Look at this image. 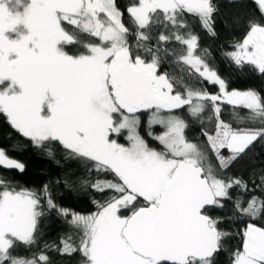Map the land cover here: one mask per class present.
<instances>
[{"label":"rangeland","instance_id":"374dc122","mask_svg":"<svg viewBox=\"0 0 264 264\" xmlns=\"http://www.w3.org/2000/svg\"><path fill=\"white\" fill-rule=\"evenodd\" d=\"M0 0V84L9 80L19 92L0 91V110L14 125L35 141L59 139L72 151L107 163L123 179L130 193L115 200L94 216L76 214L74 219L86 233L82 245L87 264H151L134 253L125 242L122 230L138 197L156 203L180 160L203 165L199 148L184 138L185 121L174 111L183 105L197 115L203 100L221 101L252 109L260 107L252 91L229 90L225 82L196 56V40L189 38L187 55L182 60L195 72L219 86V96L190 92L184 96L171 92L170 84L156 77V93L168 106L144 104L151 108L149 127L161 131L151 136L160 148L150 147L139 134L140 118L127 113L116 102V68L128 62L125 57L126 32L114 0ZM209 0H140L129 9L139 26L149 22V13L162 10L173 16L178 7L206 13ZM264 5V0H258ZM67 21L91 31L109 47L90 46L91 54L71 57L60 50V41H70L61 27ZM237 62L264 65V27H254L237 45ZM131 62V61H130ZM140 63L133 64L135 67ZM149 72L154 71L144 65ZM171 107H170V106ZM129 114V115H128ZM128 131L129 143L111 139L112 129ZM125 137V134L120 133ZM255 133H230L216 139L233 152L248 147ZM0 165L22 168V164L0 150ZM207 178L217 197L225 195L224 185L213 175ZM131 213V212H129ZM37 218L36 199L27 192H5L0 201V251L3 256L13 238L29 242ZM13 264H27L16 259ZM235 264H264V229L249 225L244 251Z\"/></svg>","mask_w":264,"mask_h":264},{"label":"trees","instance_id":"16d2710c","mask_svg":"<svg viewBox=\"0 0 264 264\" xmlns=\"http://www.w3.org/2000/svg\"><path fill=\"white\" fill-rule=\"evenodd\" d=\"M27 1L24 0V3ZM206 13L178 7L173 16L162 10L149 13V22L139 26L129 9L140 0H114L120 25L126 32L125 57L133 64L147 65L156 77H164L171 92L219 96L216 83L202 77L182 58L187 40H196V56L226 84L229 90L252 91L260 107L252 109L221 101L203 100L201 113L194 115L185 104L175 110L185 121L188 143L195 144L205 162L204 175H213L225 187V195L205 210L211 226L219 231V251L208 260L191 259L189 264H235L244 251L249 225L264 229V65L237 62L233 53L254 27H264V5L258 0H209ZM61 27L70 41H60V50L71 57L91 54L90 46L109 47L91 31L67 21ZM19 92V86L5 80L0 91ZM151 108L133 113L140 118L139 134L150 147L160 146L151 136L161 127H149ZM130 114V113H129ZM128 114V115H129ZM120 133L125 134V137ZM230 133H255L244 150L231 151L216 139ZM111 139L128 144V131L112 129ZM0 150L22 168L0 165V201L5 192H27L36 199L37 218L29 242L13 238L0 264L24 259L27 264H87L82 245L86 233L75 215L94 216L115 200L130 193L122 177L107 163L78 154L59 139L35 141L20 131L0 110ZM207 177V176H206ZM138 197L131 215L147 206ZM131 212V213H129Z\"/></svg>","mask_w":264,"mask_h":264},{"label":"water","instance_id":"95a60500","mask_svg":"<svg viewBox=\"0 0 264 264\" xmlns=\"http://www.w3.org/2000/svg\"><path fill=\"white\" fill-rule=\"evenodd\" d=\"M120 99L131 108L144 104L164 107L167 100L156 93L155 76L143 65L128 61L114 71ZM217 201L204 169L180 160L157 203L135 210L122 236L130 249L151 264H189L208 260L219 251V231L211 226L205 210Z\"/></svg>","mask_w":264,"mask_h":264},{"label":"flooded vegetation","instance_id":"af4514ba","mask_svg":"<svg viewBox=\"0 0 264 264\" xmlns=\"http://www.w3.org/2000/svg\"><path fill=\"white\" fill-rule=\"evenodd\" d=\"M114 97H116V102L118 104H120L123 108H124V111L127 112V113H136V112H139V111H142L144 109H142L143 107H141L140 109H134V108H131L128 104L124 103L123 101H121L120 99V90L119 88L117 87L116 90L114 91ZM168 102L165 106H168ZM170 106V105H169ZM171 107V106H170ZM157 203V202H156Z\"/></svg>","mask_w":264,"mask_h":264}]
</instances>
